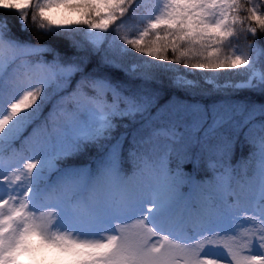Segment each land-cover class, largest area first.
I'll use <instances>...</instances> for the list:
<instances>
[{
	"label": "snow or ice",
	"instance_id": "1",
	"mask_svg": "<svg viewBox=\"0 0 264 264\" xmlns=\"http://www.w3.org/2000/svg\"><path fill=\"white\" fill-rule=\"evenodd\" d=\"M139 8L0 0V264H264V72L232 40L264 32L261 5ZM29 22L48 41L25 38ZM93 61L102 73L89 70ZM209 72L247 79L189 78ZM159 74H170L168 91L147 87ZM241 144L252 151L233 166ZM81 155L91 163L70 162ZM180 206L209 236L225 223L244 227V243L225 255L174 241Z\"/></svg>",
	"mask_w": 264,
	"mask_h": 264
},
{
	"label": "trees",
	"instance_id": "2",
	"mask_svg": "<svg viewBox=\"0 0 264 264\" xmlns=\"http://www.w3.org/2000/svg\"><path fill=\"white\" fill-rule=\"evenodd\" d=\"M156 0H138V4L140 6L139 8V15L140 16H145L147 15L148 11L151 10L152 6L155 4ZM253 3H256L258 5H261V11L264 12V0H253ZM241 15H246V13H241ZM131 24H135L137 23V19H133L130 21ZM245 27H247V24H245ZM25 38L27 39H31L32 41L36 42H46L48 41V37L46 36H39L35 33V31L32 28L31 22H29V32L24 33L23 34ZM246 37V38H245ZM233 42L236 45V49L241 51L243 48L242 47H247L249 44H255L260 50H261V56L260 59L258 61V66L260 67V69L264 72V32L261 31H257V34L255 37L252 36L251 33H243V34H238L237 37H233L232 38ZM139 54H135L133 53V56L128 58L126 60V63L130 66L133 63H138V60L135 59L136 56H138ZM169 55L171 56V53H169ZM146 59V58H145ZM97 63V61H93V65L89 70H93L95 69L97 72L102 73L104 71L103 66H101L100 68H95V64ZM173 67H180L182 68V65H173ZM185 70V69H183ZM187 70V69H186ZM191 70V69H188ZM193 71V70H192ZM168 75L170 74H159V79L160 81H162V83L160 85H157L155 83H150L147 85V87L149 88H155V87H162L164 88L165 91H168V85H169V80H168ZM204 75H208V76H216L218 78V81L220 83L225 82L226 80H232L233 79V74L227 73V72H221V73H204ZM201 83L203 84V81H201ZM74 87V85H73ZM243 95H247L246 93ZM55 103V98H53L52 101H50L47 105H45L44 109H43V113H42V117L40 119L37 120L36 123H41L43 120V117H47L48 113L51 111L52 105ZM124 123H128V121H124ZM35 126V125H34ZM138 125L137 124H133L131 125L129 128L124 129V128H119L117 131V134H119V132H124L127 131L129 133H132L133 130L135 128H137ZM19 144V143H17ZM239 153H242V155H244V157H242V161H244L247 157L248 154V147H245L244 145H237L232 157H231V162L234 165V162L238 156ZM92 157L90 155H81V156H77L74 158H71V163L74 164L75 166H84L88 163H91ZM128 166H130V162H127ZM69 161H64L62 162V166L64 165H68ZM187 167V166H186ZM200 176H204V173L201 172L199 174ZM211 173H208V177H210ZM205 177V178H208Z\"/></svg>",
	"mask_w": 264,
	"mask_h": 264
},
{
	"label": "rangeland",
	"instance_id": "3",
	"mask_svg": "<svg viewBox=\"0 0 264 264\" xmlns=\"http://www.w3.org/2000/svg\"><path fill=\"white\" fill-rule=\"evenodd\" d=\"M245 50L244 52L248 54L250 59H255L256 62L258 61L261 53L258 47H256L253 50H250L248 47L247 49H243ZM255 70L259 73V72H263L262 70H260L258 67L255 68ZM235 72H239V73H244L245 69H237L234 70ZM185 72H192V70H186ZM199 75H204V73L202 74H198L196 77H192L190 76L189 78H197L199 79ZM247 76L240 74V75H234L233 79L231 80L232 82H240L242 80H246ZM224 83V82H223ZM255 162V161H254ZM18 184L20 186H22V182H18ZM245 225L247 224V221L244 222ZM201 227V226H198ZM172 228V225L170 224L168 227V230L170 231V229ZM240 228L238 231L235 230H230L229 232L225 233H221L219 235H212L209 236L207 235L205 232V234H201L198 235L194 238V241L192 243H189L190 245H196L197 243H199L202 246L207 247L209 244H211L213 246V248L211 250L214 251H223L224 254H227V250L225 246L228 247H233V248H237L242 246V244L244 243V237L246 236V229L244 227H238ZM233 233H235V235H233ZM170 238H172L174 241L178 242L175 236H170ZM155 239V238H153Z\"/></svg>",
	"mask_w": 264,
	"mask_h": 264
}]
</instances>
